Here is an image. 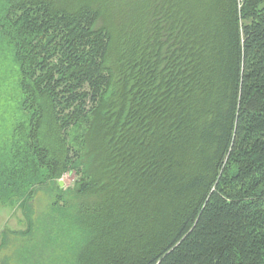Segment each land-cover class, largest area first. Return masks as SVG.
I'll return each mask as SVG.
<instances>
[{"label":"trees","instance_id":"trees-1","mask_svg":"<svg viewBox=\"0 0 264 264\" xmlns=\"http://www.w3.org/2000/svg\"><path fill=\"white\" fill-rule=\"evenodd\" d=\"M0 205L57 264H264V0H0Z\"/></svg>","mask_w":264,"mask_h":264},{"label":"rangeland","instance_id":"rangeland-1","mask_svg":"<svg viewBox=\"0 0 264 264\" xmlns=\"http://www.w3.org/2000/svg\"><path fill=\"white\" fill-rule=\"evenodd\" d=\"M75 180L73 174H66L60 182L63 188H69ZM45 197L39 193L33 200L35 210L32 221L35 227H41L42 209L48 207L49 202ZM28 227L29 220L22 208L0 205V264H57L58 253H48L39 245L36 247L35 236H25Z\"/></svg>","mask_w":264,"mask_h":264},{"label":"water","instance_id":"water-1","mask_svg":"<svg viewBox=\"0 0 264 264\" xmlns=\"http://www.w3.org/2000/svg\"><path fill=\"white\" fill-rule=\"evenodd\" d=\"M60 185L62 186V182H60Z\"/></svg>","mask_w":264,"mask_h":264}]
</instances>
